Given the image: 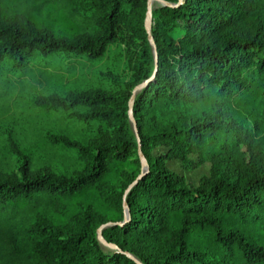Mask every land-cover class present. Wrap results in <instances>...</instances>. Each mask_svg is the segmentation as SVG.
<instances>
[{"label": "trees", "instance_id": "16d2710c", "mask_svg": "<svg viewBox=\"0 0 264 264\" xmlns=\"http://www.w3.org/2000/svg\"><path fill=\"white\" fill-rule=\"evenodd\" d=\"M147 4L0 0V74L11 64L28 75V61L37 55L99 59L121 31L138 44L126 88L40 98L47 108L99 123L100 140L85 145L52 137L87 160L69 178H51L26 159L19 177L0 180V256L7 262L138 264L129 253L142 264H264V159L257 151L231 167L234 159L225 152L228 136L247 129L228 108L237 104L264 124V0H183L153 9L156 71ZM143 81L133 116L148 169L127 194L125 220L116 185L128 169L133 180L142 173L129 102ZM160 147L168 150L156 154ZM191 153L216 155L210 176L197 187L167 164L192 163ZM55 207L64 218L46 216ZM103 225L102 236L116 247L100 241Z\"/></svg>", "mask_w": 264, "mask_h": 264}, {"label": "rangeland", "instance_id": "374dc122", "mask_svg": "<svg viewBox=\"0 0 264 264\" xmlns=\"http://www.w3.org/2000/svg\"><path fill=\"white\" fill-rule=\"evenodd\" d=\"M161 5L154 1L152 6L155 9ZM80 12L88 15L82 7ZM181 32V27H178L175 33L180 35ZM137 45L129 43L128 34L121 31L99 59L64 53L48 57L37 55L28 61V75H22L11 64L5 65L0 74V180L19 177L26 159L33 168L51 178H69L83 171L86 158L75 149L55 143L52 137L66 135L85 145H93L100 140L99 123L76 119L71 111L47 108L40 103V98L84 88L108 91L126 88L133 78ZM150 45L154 54L153 45ZM77 110L84 111L81 107ZM227 111L232 119L247 127L242 133L228 136L225 152L234 159L232 164H235L231 167L237 164V158L245 156L249 159L257 151L264 159V124L260 116L237 104ZM225 118L231 120L230 117ZM167 150V147H160L155 153ZM215 157L213 153L212 158L191 153L189 159L192 163L172 159L167 164L170 170L184 177L189 187H197L203 178L210 176ZM131 180L133 171L128 169L116 185L123 196ZM123 207L125 211L124 204ZM60 210L55 207L46 216L64 218ZM0 264L13 263L0 256Z\"/></svg>", "mask_w": 264, "mask_h": 264}, {"label": "water", "instance_id": "95a60500", "mask_svg": "<svg viewBox=\"0 0 264 264\" xmlns=\"http://www.w3.org/2000/svg\"><path fill=\"white\" fill-rule=\"evenodd\" d=\"M154 1H158L160 2L163 6H169V7H174V6H178L181 2H183V0H179L178 3H172V2H169V1H166V0H148V4H147V12H146V19H145V26H146V30H147V33H148V40L150 41V43L153 45V49H154V54H155V71L157 69V66H158V54H157V48H156V44H155V41H154V38H153V34H152V31H151V28H152V24H153V2ZM148 81H143L142 83H140L139 85H137L134 89H133V93H132V96H131V99H130V102H129V116H130V120L133 122V126H134V130H135V134H136V137H137V141H138V154H139V158L141 160V163H142V167H143V170H142V173H140V175L136 178V180L131 183L129 185V187L127 188L126 192H125V195H124V200H123V204L125 206V220L126 218L129 217V209L127 207V201H126V197H127V194L129 193V191L131 190V188L140 180V178L143 176L144 174V170H147L148 169V164H147V161H146V158L143 154V151H142V147H141V141H140V136H139V132H138V129H137V125H136V121L134 119V116H133V103H134V99L136 97V93L141 90L146 84H147ZM124 220V221H125ZM123 222H117L116 224H123ZM106 225H103L102 227L99 228V233H98V236H99V239L100 241L107 245V246H112V247H116V245H112V244H109L106 242V240L104 239V237L102 236V228L105 227ZM128 255L135 259L136 262L138 264H142L138 259H136L132 254H129Z\"/></svg>", "mask_w": 264, "mask_h": 264}]
</instances>
